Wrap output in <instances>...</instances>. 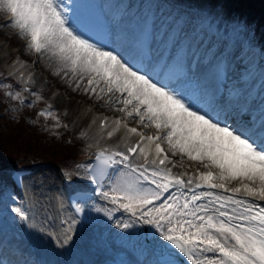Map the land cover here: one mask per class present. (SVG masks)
Segmentation results:
<instances>
[{
	"label": "snow or ice",
	"instance_id": "obj_1",
	"mask_svg": "<svg viewBox=\"0 0 264 264\" xmlns=\"http://www.w3.org/2000/svg\"><path fill=\"white\" fill-rule=\"evenodd\" d=\"M77 8L61 0H0V10L11 16L0 27L18 29L17 39H27L26 51L53 61L51 75L73 92L105 100L121 114L111 128L106 119L99 123L106 130L102 139L112 140L123 129L130 142L98 147L88 163L76 166L82 178L98 197L155 229L160 242L152 264H264V111L259 120L229 124V103L214 95L200 102V92L208 94L192 82L182 51L159 63L166 78L157 80L100 46ZM168 79L177 87L170 88ZM51 108L38 115L51 117ZM130 121L155 133L145 134ZM173 157L199 167L191 175L174 173ZM17 181L23 183L21 177ZM90 196L78 193L80 200ZM85 206L72 203L76 214ZM11 210L28 219L21 207ZM63 239L67 243L71 236Z\"/></svg>",
	"mask_w": 264,
	"mask_h": 264
},
{
	"label": "rangeland",
	"instance_id": "obj_2",
	"mask_svg": "<svg viewBox=\"0 0 264 264\" xmlns=\"http://www.w3.org/2000/svg\"><path fill=\"white\" fill-rule=\"evenodd\" d=\"M5 11H0V18L3 17L5 15ZM14 33V29L9 27V28H4L0 30V84H7L9 85L7 82H5L3 80V75H1V65L3 64L4 61H7V59H9V57L13 54V52L18 51V53H20L21 51L25 50L27 46L23 45V43L21 42L20 39L14 38L13 36ZM262 31L259 30V25L258 22L254 25H250V24H246L243 27V33H241V43L239 45V52L235 55H233V57L238 55H242L245 52H247L248 54H251V59L247 60L248 62L250 61V64L244 68L243 70V74L241 75L242 77L251 69L253 68V66H256L257 62H258V58H257V47L255 45V42L262 39L263 35ZM248 36H250V40H252V43H248L246 44L244 41L245 39H248ZM7 45L10 47L12 46L13 48H9L7 47ZM20 49V50H19ZM27 52L30 53V50H27ZM44 58L40 61L38 67L41 68L40 74H38V80L35 81L36 84V94L43 97L42 100H40V102H44L43 104H48L50 101L47 100L48 94H50V92L52 90H56V88L58 89L59 87L57 86L58 84V80L57 77H54L51 75L52 72V68L47 69L46 64L44 62ZM236 64V62L234 63V65ZM213 71V70H212ZM213 76H214V71H213ZM61 81V80H60ZM11 86L9 85V87H0V99L3 100V98L9 99L10 102H13L14 100L10 98V96L8 95V93H6L5 90L10 89ZM11 90L14 91V94L17 93L19 90L16 87H13ZM58 93H60L58 95L59 100L62 101V103L60 105H57L59 107H57V109H55L53 111V115L51 117L45 118L42 117L43 119V123L41 126H35V123L33 121V124L31 123L29 125V127H27L26 131H23V137H27L30 135L31 132L34 133V129H36V127H38L37 131L42 130L41 128H45L46 130L48 129L52 134H56V136L58 137L60 132L63 130V125L67 124L68 126L70 125V127L72 128V130L74 131H78L80 128L77 127L78 125H76V121L75 119H77L79 116H81L84 112L87 111V106H88V102L85 100H82L79 96H70L68 93H66L65 89H60L58 90ZM37 101L35 97H33V101ZM73 101V104L70 106V103ZM39 102V101H37ZM4 101H2V104L0 105V113L2 111V106L4 105ZM65 104H67L70 108V112L68 113L67 117L62 116V111L61 108L64 109L66 108ZM11 105V103H10ZM34 105V104H33ZM32 107H24V108H17L15 106H8V113H9V120L8 121H4L3 117H0V147L2 144V140L5 136H7V134L9 133L10 128H12L14 126V123L20 118L21 115H25L26 118L31 117V114H33L34 112V108ZM13 107V108H12ZM35 107V105H34ZM12 108V109H11ZM33 111V112H32ZM28 112V113H27ZM61 113V114H60ZM5 114V113H4ZM56 120H59V124L56 123ZM149 130V128H147ZM43 132V130H42ZM42 132L39 134L37 142L40 143L41 139H42ZM37 132H35L36 134ZM60 138V136H59ZM33 163L32 164H37V163H42L40 165H42L41 168H39L40 170L42 169H53L54 171H56L58 174H60L61 170H63L64 172H68L71 171L73 168L74 170H77V165L79 163H74L75 161H70L68 163H62L58 166L53 165L52 163H47V162H43L41 159L38 158L37 155L33 154ZM173 159L177 160V166H176V171H184V170H192L195 168V166L192 164L190 165L188 162V164L186 163L185 159L187 158H183L181 160V158L179 157H173ZM29 165V164H26ZM24 165V166H26ZM44 180V179H43ZM35 181V179H33L31 181V183ZM34 189V188H32ZM47 198L49 199V196H47ZM46 199V198H45ZM37 206L39 204H36ZM15 206H19V204H17L16 201H14L12 199V202L9 204V207L7 209V213H6V217H5V223L6 220L7 222H9L11 219H13V215L15 213L12 212V208ZM103 208L105 209L103 212H99L95 210V213L99 214V215H103L106 216L108 213L110 212H114L116 211L113 207H111L110 205H108L107 203H105V205L103 206ZM9 216V217H8ZM8 217V218H7ZM37 221V220H36ZM13 222H16L17 226H16V234L19 235V237L21 236V233L19 232V218L17 216H15ZM9 224L6 223V227ZM54 237H56V235H54ZM10 238V237H9ZM11 249V248H10ZM9 249V250H10ZM14 259L16 261L21 262V264H27V259L18 256L17 254H14Z\"/></svg>",
	"mask_w": 264,
	"mask_h": 264
},
{
	"label": "bare ground",
	"instance_id": "obj_3",
	"mask_svg": "<svg viewBox=\"0 0 264 264\" xmlns=\"http://www.w3.org/2000/svg\"><path fill=\"white\" fill-rule=\"evenodd\" d=\"M0 11H2V10H0ZM139 24H140L139 22H133L131 20L129 21V19H127V21L122 22L119 25V27L116 29V35L114 37L115 50L117 52L121 53L122 56L125 55V48L129 44H131L133 38L137 35ZM232 49L233 48H231V50H230V54L227 55L229 62L235 61L233 59V55H231ZM216 55H218V52L215 53V55L213 57H215ZM209 57H210L209 62H207V61L202 62L198 66V68L196 69L195 73L189 74L190 77L193 79V83H198L200 85V88L203 90H206V92L208 94L206 96L203 94V91L200 92L199 98L201 99V103H204L208 99L209 96L214 95L216 97L215 90H214V82H213V71H212L213 65H214V63H213L214 60L211 58V56H209ZM250 57H251V54H248L247 52H245L242 55V57L239 58V61L237 62V64H235L234 66L231 67V75L233 78H238L243 74V71H244L243 69L246 68L250 64V61L249 62L247 61V60L251 59ZM44 60H45L44 62L47 63L46 64L47 69L52 68V65L54 62L49 60L47 57H44ZM57 86L60 89H65L66 93H68L70 96H79L82 100H86L88 102H92V100H94V101L97 100L95 97H90V94L85 95L82 91L73 92L71 89L68 88L67 84L65 82L60 81V79L58 80ZM261 97L263 98L264 95L262 94ZM113 99H115V97H113ZM216 99H217V101H220L221 104H224L221 101V99H219L217 97H216ZM54 100H55L56 104L61 103V100H59L58 96H56V98ZM99 101H101V100H99ZM72 104H73V101L70 103V106ZM95 108H97V107H95ZM102 111H104V110H102ZM114 115L115 116L118 115V112H115ZM233 117H234V114L233 115L230 114L228 116L229 124L234 125L235 123H238V122L234 121L238 117V115H235L234 119H233ZM80 122L81 121L79 120V124H80ZM240 122H244V117L241 118ZM85 130L89 131L90 129H89V127H86ZM149 130H154V129L149 128ZM185 161H186V163L188 162L190 165L193 164L195 166V169L197 170V168H196V166H198L197 164L190 162L187 159H185ZM40 173L42 174V178L40 180L43 181L44 185H46L47 189H49V190L46 193L45 188H43V191L41 192V194L39 195L38 198L36 197V199L40 198L42 200V203H45V205H44L45 207L42 208L41 213H40V211L38 210V207L36 205V199H33L32 203L30 201V203H31V207L33 210L37 209V215H40L39 218L42 217L43 220L49 222V226H48V228H46V230L48 229L47 231H51L52 230L51 227H53L54 232H56V236H57L56 239H57V242L59 243L58 247H59V249H61L60 251H62L61 257L58 256V254H57L58 252H56V250H57L56 245L52 244V246H54V248H52L51 244L47 241V240H52V237H51V239H49L48 238L49 234H45V235L41 236V239L45 240L46 242H44V243L47 244L46 246H43L46 263L47 264H56L57 260H59L60 258H62V262L64 261V259L67 257V254H65V252L71 251V253H72V251H74V250L85 247V244H86L85 239H84L85 234H81L79 237L71 238L70 240L67 241V243H65L63 240L61 248H60V244H61L60 242H61L62 238L58 234L61 232L59 231L58 223L56 225L55 212L52 209V207L49 208L46 206V203L48 202V200L45 199V197H47V195L50 194V192L52 191L51 189H55V193L57 192V186L59 184V181L61 182V180H62L61 173L58 174L56 171H54L53 169H50V168L46 171L42 170ZM35 189H38V188H35ZM35 193H36V191H35ZM43 194L45 195L44 197H43ZM49 201H50V204H53V202L56 201L54 199V193L52 194L51 199L49 198ZM15 216L16 215L14 214L13 219H11L9 222H7V220H6V223L9 224L8 225L9 230H8L7 234H9V236H10V239H11L10 245H11L12 249H10V250L7 249L5 251V253L2 255L3 256L2 259L0 260V264H21V262L16 261L14 259V256H12L13 249H16V248L19 249V247H22L23 245H25L22 238L19 237L18 234H16L17 224H16V222H13ZM49 217H51V219H49ZM50 223H51V225H50ZM126 223L127 224L128 223L133 224L134 222L132 221L131 217H128V221H126L125 224ZM19 226H20V223H19ZM136 226H137V224L131 226V229H132L131 235L138 234V233H136L137 232ZM142 226H143V224H141V229L143 230ZM42 227L44 229L43 223H42ZM142 236H143V234L141 231L140 234L138 235V238L142 240V243H144V239H142ZM45 237L47 239H45ZM144 238L147 239L148 241L152 242L155 245L160 242L158 234L155 232V229L152 226H151L150 231L144 233ZM74 240H77L80 244L77 245L76 242H73ZM91 241H93V240L91 239ZM112 247H116V246L112 245ZM39 254L42 255V252H40V250H39ZM151 257H152V252L148 251L146 253V257L143 259V261H144L143 264H152V261L154 258L152 257L153 258L152 259ZM58 264H60V262Z\"/></svg>",
	"mask_w": 264,
	"mask_h": 264
},
{
	"label": "trees",
	"instance_id": "obj_4",
	"mask_svg": "<svg viewBox=\"0 0 264 264\" xmlns=\"http://www.w3.org/2000/svg\"><path fill=\"white\" fill-rule=\"evenodd\" d=\"M35 126H41L43 123L42 116L32 119V123ZM29 125L24 122L20 117L9 133L2 140L0 147V163L2 165H23L24 161H33V154L37 155L39 159L46 162H52L54 164H62L70 159H76L81 157L80 141L73 137L69 143H61L65 133L61 132L57 137L56 134H52L48 129L41 128L43 130L37 131L38 127L34 129V133L31 132L29 136L23 137V131L27 129ZM35 132H37L35 134ZM42 132L41 142L37 140L39 134Z\"/></svg>",
	"mask_w": 264,
	"mask_h": 264
}]
</instances>
